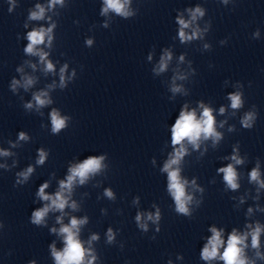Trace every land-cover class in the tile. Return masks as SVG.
Here are the masks:
<instances>
[{
    "label": "clouds",
    "instance_id": "obj_1",
    "mask_svg": "<svg viewBox=\"0 0 264 264\" xmlns=\"http://www.w3.org/2000/svg\"><path fill=\"white\" fill-rule=\"evenodd\" d=\"M63 0H52V3H62ZM227 2V0H225ZM129 3V0H104L105 7L102 10V14L107 13L109 10L114 11L118 15L123 17H128L133 15L130 11L127 10L126 5ZM39 11L32 12L30 18L31 19H41L44 14V9L37 5ZM191 14V21H186L182 17H177V23L180 25L179 30V38L181 42L189 41L196 38L200 34V29H193L191 35L185 32L192 21H195L197 17H203L204 11L200 7H196L195 9H188ZM52 29H44L41 28L39 30H33L28 33L27 39L29 43L24 51L28 54L39 55L42 62L46 64V71H53L54 65L46 60L47 53L43 51H38L36 49L37 45L43 44L45 42V37H48L49 45L51 44L52 36L50 35ZM258 32L256 35L258 36ZM86 43L90 46L92 44V40H87ZM205 47H208L205 45ZM171 60V53L165 51L164 55L161 57L157 72H163L166 70L168 61ZM183 60V56L181 57ZM64 68L60 70V81L61 87L64 86L65 81V70ZM183 79L184 77H179ZM19 81H13L12 87L15 89L16 85ZM34 83L31 77H27L25 79L24 87ZM174 93L181 91V89L177 86H174L171 89ZM33 99L37 106L42 107L46 104H50L51 100L47 99V92H39L34 94ZM229 99L231 100V107L233 109H238L242 106L241 94L239 92L235 94H231ZM32 103H28L26 105L27 108H32ZM203 108L200 118H197L195 111H181L179 118L175 121L172 126V144L179 145L178 148L175 149L173 156L165 163L163 171L168 173V191L171 193L174 198L176 211L178 213H182L184 215H189L188 204L191 202L192 197L190 195H186L185 186L188 183L185 180L181 179L180 170L178 167L174 168V165H178L186 154V148L184 147L183 141L187 140L194 147H199L198 141L203 137L204 139L213 138L214 141H218L221 138V134L216 131L215 128V118L212 114V110L208 107H205L203 104L200 105ZM225 111L224 108L220 109L221 114ZM66 117H61L59 113L54 109L51 113V123H52V133L58 134L61 129L66 127ZM255 119V114L252 112L246 113L242 124L245 128H252L253 121ZM20 140H26L27 136L25 133L21 132L19 134ZM0 155H9L6 151H0ZM46 153L43 150L39 152V159L37 160V164H43L46 159ZM104 157H89L84 160L83 163L75 165L69 169L70 175H68L67 179L60 182V190L53 196L45 193V189L48 187L47 183H44L40 186L37 195L44 201H50V204L45 205L43 208L38 209L32 213L31 222L36 225H40L44 221V217L50 210H63L66 205H68V197L65 196V193H70L73 183L78 179L81 184H83L88 178L89 174L97 172L101 168V161ZM232 159L236 164H241L243 161L238 158V156L234 155ZM33 168L29 167L25 172L20 173L19 175L23 176L26 180L28 176L32 173ZM219 171L224 173V180L226 184L233 190L239 187L237 183V172L232 164H229L225 168L219 169ZM250 180L257 182L260 187H264V181L260 180V172L258 167L254 168L250 173ZM106 195L112 197V192L110 190H106ZM73 209L76 208L75 203L71 205ZM251 211V209L249 210ZM61 218H58V222H60ZM148 219L150 220H159V210L155 217L149 214ZM137 222L141 220L140 214L136 216ZM85 219H76L73 217L70 221L69 225H63L59 232L64 236L65 248L62 252H58L55 249V246H52V255L56 260V264H83L85 257V250L82 247L81 242L77 238L79 226L86 223ZM141 228L146 230L145 224H140ZM213 233L210 238L208 244L204 247L202 251V258L205 260H211L217 258L218 250L222 246L223 241L221 239V231H218L216 228L210 229ZM52 231H56V229H52ZM261 233V228L259 225L250 233L252 237V247H259V236ZM247 234L239 235L235 230L230 234L227 242V247L222 255L219 256L220 259L225 261V264H250L247 258L244 256V248L245 239ZM98 237L93 236L92 239H97ZM109 241L113 239L111 229H109ZM259 255V253H257ZM88 264H92L91 260L88 261Z\"/></svg>",
    "mask_w": 264,
    "mask_h": 264
}]
</instances>
